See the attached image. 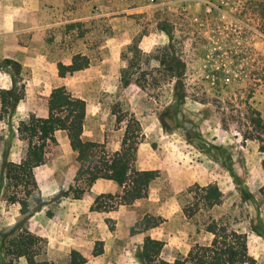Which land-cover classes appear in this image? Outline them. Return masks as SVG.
Listing matches in <instances>:
<instances>
[{
    "label": "rangeland",
    "instance_id": "obj_1",
    "mask_svg": "<svg viewBox=\"0 0 264 264\" xmlns=\"http://www.w3.org/2000/svg\"><path fill=\"white\" fill-rule=\"evenodd\" d=\"M0 10L9 15L0 36V90L13 85L5 59L20 63L17 90L24 86L14 115L0 119V231L20 218L2 171L5 159L20 163L26 154L18 124L46 116L38 97L64 86L86 101V141L114 152L137 121L132 168L158 176L145 198L126 203L116 182L77 178V155L66 132H57L60 149L34 170L43 200L40 210L31 203L30 223L40 228L30 230L42 238L38 260L64 262L71 249L100 241L104 254L91 264H144L150 237L162 243L158 260L196 264L191 252L212 243L208 227L217 222L244 238L249 256L264 264V131L250 122L257 113L264 119V21L255 0H0ZM164 28L186 62L180 106L155 59L169 42ZM124 53L138 81L127 88ZM75 60L88 65L60 76L59 64ZM166 108L169 131L158 119ZM209 186L220 193L213 206Z\"/></svg>",
    "mask_w": 264,
    "mask_h": 264
},
{
    "label": "trees",
    "instance_id": "obj_2",
    "mask_svg": "<svg viewBox=\"0 0 264 264\" xmlns=\"http://www.w3.org/2000/svg\"><path fill=\"white\" fill-rule=\"evenodd\" d=\"M255 2L258 14L264 21V0H255ZM164 31L169 37V42L160 48V55L155 59L159 64L158 71L166 75L173 83L174 95L178 106H180L185 103L187 96L186 62L180 56L181 48L178 46L173 32L167 28H164ZM123 57L125 67L121 70V87L127 88L132 84H138V81L134 79V61L127 57L126 53ZM87 65L88 62L81 64L76 60L69 66L60 63L59 74L65 76L69 72L82 70ZM2 66L8 70L13 79L11 88L0 90V119L4 120L16 112L18 104L23 99L24 86H21L20 91L17 90L16 77L19 78L21 73L19 62L5 59ZM262 71L264 73V65ZM154 84H157L156 79ZM37 105L39 109L47 112V116L40 117L33 114L28 120L20 121L16 130L20 140L27 144L25 156L20 163L5 159L2 164L6 182L5 189L13 192L8 201L20 205V218L13 225L4 227L0 231V264H86L104 253L102 242H97L93 249L85 247L71 249L66 263L52 260L41 261L37 259L39 255L37 248L41 244L42 238L30 230L31 225L40 228L39 223H34V221L30 223L31 203H34L39 210L43 205L34 170L47 164L60 149L56 133L66 132L70 147L77 155L80 164L77 178L84 177L89 184L100 179L116 182L122 188L121 198L126 203L145 198L151 183L158 175L156 171L132 168L133 156L141 136V129L137 121L135 122L137 129L132 133H129L128 129L125 130L120 148L111 152L101 142L83 139L87 104L84 99L75 96L66 87H57L52 90L50 95L39 96ZM171 113L172 110L166 108L158 116L159 122L165 130L171 129L166 118ZM120 121L123 122L121 119ZM250 122L264 131V119L260 113L251 118ZM255 139L262 142L260 135ZM231 173L234 177L236 176L233 170ZM22 191L24 196L18 199L17 196ZM35 191L39 193L40 197H35ZM206 191L209 206L220 202L218 197L220 193L216 187L209 186ZM45 214L49 218L53 216L49 211ZM208 230L213 235L212 243L198 248L196 253L191 252L190 256L196 264H256L248 254L247 242L244 238L234 231L228 232L217 222L209 225ZM161 252L162 243L148 237L142 246L141 260L144 264H171L158 260ZM174 264L184 263L176 261Z\"/></svg>",
    "mask_w": 264,
    "mask_h": 264
},
{
    "label": "crops",
    "instance_id": "obj_3",
    "mask_svg": "<svg viewBox=\"0 0 264 264\" xmlns=\"http://www.w3.org/2000/svg\"><path fill=\"white\" fill-rule=\"evenodd\" d=\"M8 13H6L5 11H1L0 10V36L3 35V34H6L8 32ZM52 92V91H51ZM50 95V94H48ZM48 95H42V96H48ZM41 96V95H40ZM37 108H38V105H37ZM39 109V108H38ZM42 110V109H41ZM44 112H46L45 110H43ZM47 114V112H46ZM47 116V115H46ZM46 116H40V117H46ZM61 132V131H59ZM104 254V253H103ZM98 257V256H97ZM95 259V258H94ZM90 260L88 263L86 264H91L93 262V260ZM63 263H66V260L63 262Z\"/></svg>",
    "mask_w": 264,
    "mask_h": 264
}]
</instances>
